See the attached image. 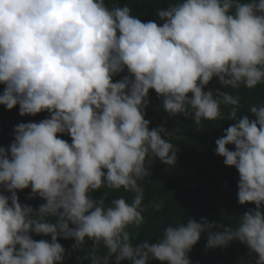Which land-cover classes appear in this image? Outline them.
<instances>
[{
    "label": "clouds",
    "instance_id": "1",
    "mask_svg": "<svg viewBox=\"0 0 264 264\" xmlns=\"http://www.w3.org/2000/svg\"><path fill=\"white\" fill-rule=\"evenodd\" d=\"M157 16L162 25L106 0H0V105H19L21 116L50 113L16 125L14 142L0 147V188L11 194L0 192V264H63L61 237L73 238L74 249L91 239L90 264L112 256L115 264H192L188 253L204 232L208 248L239 240L264 264V105L250 106V120L237 115L239 95L204 90L213 78L231 89L264 84V0H179ZM153 89L170 116L192 117L198 130L203 121H236L215 141L239 172L238 202L256 206L235 227L189 219L165 227L155 243L131 242L129 226L144 219L148 165L177 161L162 138L171 134L145 119ZM28 188L46 201L38 210L19 201L17 191ZM119 190L131 201L107 202Z\"/></svg>",
    "mask_w": 264,
    "mask_h": 264
},
{
    "label": "trees",
    "instance_id": "2",
    "mask_svg": "<svg viewBox=\"0 0 264 264\" xmlns=\"http://www.w3.org/2000/svg\"><path fill=\"white\" fill-rule=\"evenodd\" d=\"M179 0H106L109 7L128 6L132 15L142 22L154 21L160 25L163 21L157 16L158 10L166 9L178 3ZM247 3L249 0H241ZM128 75L127 71L113 78L116 82ZM5 85L0 84V94H3ZM239 95L240 108L238 116L248 115L250 120L256 119L250 112V106L264 105V84L253 89L241 86L239 89L226 88L218 78L205 87V91L216 90ZM191 96V94H189ZM146 107L145 119L149 120L150 129L164 127L170 135L162 138L171 139L177 149V161L174 166L162 163L158 158H153L151 177L141 182L144 191L142 204L143 222L139 225L129 226L130 239L133 245L143 242L155 243L159 240L165 227L178 223L187 224L189 219L200 222L206 218L209 223H216L225 227H235L243 214L249 209H254L255 204L242 205L238 202L239 172L235 167L225 165L224 157L216 154L215 141L225 135V130L236 123L235 120L223 119L217 121H203L204 127L197 128L194 118L184 115L170 116L164 109L162 97L155 90H150ZM229 107L222 105V114L227 117ZM50 118L49 112H42L35 116L19 114V105L9 110L0 105V147L8 148L14 142L15 126L20 123L40 122ZM59 138L71 143V136L58 134ZM229 150H235L234 145H229ZM106 190L102 189L93 193L94 198H100ZM4 195H11L0 188ZM17 195L22 205H28L38 210L39 206L46 203L39 196L32 197L31 188L18 190ZM132 193L124 190L108 193V201L112 198L123 196L129 202ZM50 222L55 218L50 217ZM74 227V225H70ZM215 228L213 231H222ZM208 233L201 235L199 242L188 253L192 264H256L258 254L252 252L245 243L239 240L231 241L225 247L208 248ZM33 239L51 241V236L36 235ZM59 243L65 249L63 264H90L87 257L94 242L85 240L80 248H73L76 241L73 238H59ZM100 255L106 254V249L101 245ZM110 264H115L112 256ZM121 264H130L124 260ZM149 264H161L158 260H150Z\"/></svg>",
    "mask_w": 264,
    "mask_h": 264
}]
</instances>
